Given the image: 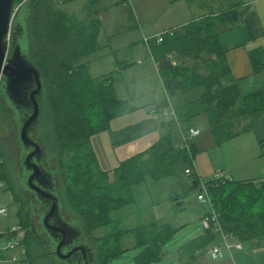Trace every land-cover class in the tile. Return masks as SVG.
Returning <instances> with one entry per match:
<instances>
[{
  "label": "trees",
  "instance_id": "16d2710c",
  "mask_svg": "<svg viewBox=\"0 0 264 264\" xmlns=\"http://www.w3.org/2000/svg\"><path fill=\"white\" fill-rule=\"evenodd\" d=\"M70 1L29 0L26 3L23 0L15 13V20L21 22L24 19L28 53L44 81L41 121L37 128L39 141L45 154L55 156L63 176L60 195L63 214L81 226L87 235L92 234L98 264H111L125 252L120 240L129 232L133 233L135 247L140 250L132 264H155L164 256L165 244L179 227L152 220L103 236L93 234L113 222V211L132 203V195L126 196L127 192L146 177L165 179L184 173L185 168L191 166L188 152L176 144L172 126L178 121L183 130L189 128L187 106L175 108L177 120L162 121L166 133L149 149L121 160L112 170L101 169L90 144L92 136L106 131L113 119L134 111L136 107L119 95L116 76L92 78L86 63L81 61L98 48L101 29V21L95 13L98 0L87 3L84 18L68 14L59 6ZM236 16V5L229 4L221 11H212L180 27L169 28L161 33L160 42L154 40L151 43L149 54L158 67L168 98L203 88L200 100L215 103L222 114L241 98L236 85L224 87L221 84V78L229 73V67L225 62L220 34L235 25ZM249 56L254 70L264 71L263 47L250 50ZM187 57L191 59V65L178 61ZM242 99L247 112L262 110L264 89ZM168 100L153 108L168 107ZM0 105L3 110L9 109L5 102H0ZM0 179L5 181L15 201L20 203L17 217L25 228L24 238L19 242L25 248L22 262L49 264L43 260L47 255L30 226L31 208H25L23 198L16 191L1 142ZM207 183L221 227L231 239L247 243L264 236V180L227 179ZM216 236L213 229L204 230L201 236L187 242L185 251L194 257L197 252L206 250ZM2 237L5 239L6 234L2 233Z\"/></svg>",
  "mask_w": 264,
  "mask_h": 264
},
{
  "label": "rangeland",
  "instance_id": "374dc122",
  "mask_svg": "<svg viewBox=\"0 0 264 264\" xmlns=\"http://www.w3.org/2000/svg\"><path fill=\"white\" fill-rule=\"evenodd\" d=\"M90 0H72L59 6L68 14H76L81 18L86 16V5ZM205 3L202 6L201 0H196L192 8L194 15L200 12L210 13L219 8H225L229 0L214 5ZM23 0L15 4L16 11L19 10ZM175 0H98L95 6L96 17L101 21V29L98 35V48L96 52L81 60L86 63L87 72L92 78H100L107 75L117 77L116 84L120 96L131 95V103L134 105H145L151 100L164 96V89L159 80L157 69L148 54L145 40L154 37L163 28L179 22V17L189 16L190 11L181 10V4L176 5ZM179 6L180 10L177 9ZM179 16V17H178ZM128 63L124 66L121 64ZM121 66V67H120ZM202 88L192 89L186 95L193 94ZM172 97L170 100H173ZM0 102H4L0 97ZM35 138L41 141L39 130L35 131ZM0 142L5 151V160L10 171L17 193L23 198L25 208L29 210L31 192L23 189L22 179H25V170L20 162V141L18 137V122L16 116L10 109L0 105ZM140 147L139 149H141ZM135 151L134 153L138 152ZM116 151V150H115ZM121 151V149H119ZM112 150L102 148L99 158L101 169L111 167ZM117 153L113 159L125 158L126 155ZM44 162L50 171L54 172L56 187L61 195L63 188V176L55 156L44 155ZM112 177V174H111ZM203 181H207L202 179ZM190 180L186 175L175 174L165 179H146L135 185L126 196L132 195L133 201L112 212L114 219L110 225L102 227L94 232L95 236H103L118 229H130L140 224L162 218L164 222L172 226H182L174 237L164 246V256L155 264H180V252L184 244L195 234L201 233L204 229L200 222V214L208 205L202 204L197 199L198 191L190 187ZM127 198V197H126ZM180 199V201L178 200ZM0 207L7 209L6 214L0 213V264H25L23 246L7 250L6 241L2 232L11 226L18 227L17 242L24 238L25 228L19 223L17 211L20 203L15 201L12 193L6 188L5 181L0 179ZM31 211V209H30ZM35 217L39 220V215ZM42 237L44 234H42ZM89 239L95 246L94 237L88 234ZM121 247L125 252L114 259L111 264H132L134 256L139 253L136 248V240L133 233H126L121 237ZM97 251V249H96ZM16 257V259H12ZM220 259V258H219ZM49 262L47 257H43ZM214 261V260H212ZM98 264V262H97Z\"/></svg>",
  "mask_w": 264,
  "mask_h": 264
},
{
  "label": "crops",
  "instance_id": "0c3cea01",
  "mask_svg": "<svg viewBox=\"0 0 264 264\" xmlns=\"http://www.w3.org/2000/svg\"><path fill=\"white\" fill-rule=\"evenodd\" d=\"M224 1L229 0H213L211 4L222 5L221 3ZM209 2V0H201L202 6ZM175 3L182 5L181 10L190 11V15L178 16L179 22L163 28L159 33L210 14L200 12V14L194 15L192 8L195 6L196 0H175ZM229 4L236 5L237 16L235 25L220 34L225 62L229 67V73L221 78V84L224 87L236 85L241 98L224 114L220 113L215 103L210 104L200 100L204 92L203 88V90L200 89L189 95H186L188 91L178 93L173 96V100H170L172 97H167L168 92L162 85L158 74L165 93L162 98L151 100L142 106L132 104L136 107L134 111L113 119L109 129L92 136L90 144L96 153L98 162L102 148L113 151L111 152V167L103 170H112L121 160L149 149L166 133V127L162 125L164 120L162 115L158 114L153 117L151 111L155 105H163L169 99L168 105L173 108L187 106L188 127H196L201 130L192 142V159L191 157L190 159L191 165L202 179L210 181L216 173H221L222 176L230 180H264V108L249 113L246 111L242 99V97L264 89V71L256 72L249 56L250 50L258 47L264 49V0H235L227 2V5ZM177 9L180 10L179 6ZM222 9L219 8L214 12ZM178 61L185 65L192 64L188 57L178 59ZM122 65L126 66L128 63ZM121 97L132 100L131 95H121ZM172 126L177 138L176 144L179 145L181 142L180 124L174 122ZM140 147L142 148L139 149ZM119 149L126 155L134 153L137 149L139 151L122 159L117 157L119 160H115L113 157L117 151L119 154H123ZM178 174L185 175L183 172ZM188 179L190 187L196 188L194 180L191 177ZM178 200L180 201V199ZM205 212L206 208L202 210L200 219ZM162 220L160 218L155 221L164 222ZM203 233L204 230L195 234L191 239L197 238ZM232 241L236 240L232 238ZM187 242L180 252V264H264V236L243 243L242 249L234 248L231 251H225L220 259L212 258L207 252L214 244L221 242L220 235L216 236V239L206 247V250L197 252L194 257H192V253L189 254L185 251ZM23 252L25 253V249Z\"/></svg>",
  "mask_w": 264,
  "mask_h": 264
},
{
  "label": "water",
  "instance_id": "95a60500",
  "mask_svg": "<svg viewBox=\"0 0 264 264\" xmlns=\"http://www.w3.org/2000/svg\"><path fill=\"white\" fill-rule=\"evenodd\" d=\"M16 1L0 0V97L18 122L20 162L25 170L21 185L33 192L46 208L39 222L56 244L54 253L70 260L66 264H94L95 252L86 238L88 235L76 222L64 216L54 172L46 166L44 147L34 136L41 121L45 87L41 73L28 53L24 19L21 22L15 20ZM31 228L36 230L33 222ZM79 238H83L82 244H78Z\"/></svg>",
  "mask_w": 264,
  "mask_h": 264
},
{
  "label": "built area",
  "instance_id": "2783aa9c",
  "mask_svg": "<svg viewBox=\"0 0 264 264\" xmlns=\"http://www.w3.org/2000/svg\"><path fill=\"white\" fill-rule=\"evenodd\" d=\"M16 10L17 9L14 6L13 14L16 13ZM161 39H162L161 33L154 37L146 39L145 42H146L148 50H149V46L154 40L157 42H160ZM173 63L175 64V61H173ZM155 67L156 69L158 68L156 64H155ZM151 113L153 117H156L158 114H161L164 119L175 118L177 120L176 110L170 105H168V107H165V108H159V109L153 108ZM200 132L201 130L196 127H189L187 130H183L181 128L180 130L181 142L178 145V147H180L181 149H185L188 152L191 159H192V142L194 138L200 134ZM184 174L188 177H191L194 181H196V188L198 191L197 199L202 204L208 205L209 207V210L205 212L201 217L200 223H201L202 228L204 230L213 229L214 231L217 232V235L221 236V242L214 244L209 250H207V252L211 255L212 258L216 259V258L223 257L225 251H231L234 248L242 249L243 248L242 242L237 241V240L232 241L230 236L223 231L221 227V223L219 221L218 213L214 209L213 202L209 194V190H208L209 185L207 181L202 180V177H200L199 173L196 172V170L194 169L192 165L185 168ZM194 176L196 178H194ZM212 180L224 182L227 180V178L222 176L221 173H216L214 177L212 178ZM6 212H7L6 207H0V213L6 214ZM17 230H18V227L12 226L5 232L6 234V238H5L6 246L5 247L7 250L12 249L19 244L17 242L18 235H12V233L14 232L18 234ZM12 259L15 260L16 257H13Z\"/></svg>",
  "mask_w": 264,
  "mask_h": 264
},
{
  "label": "flooded vegetation",
  "instance_id": "af4514ba",
  "mask_svg": "<svg viewBox=\"0 0 264 264\" xmlns=\"http://www.w3.org/2000/svg\"><path fill=\"white\" fill-rule=\"evenodd\" d=\"M31 198H30V208H31V222H33V224L35 225V217L40 215L46 210V208L37 200V198L35 197L34 193L31 192ZM31 226V223H30ZM36 230H34V234L37 237V239L40 241V243L43 246V249L47 255V258L49 259V261L51 262V264H66L67 262H70V260H67L65 258H60L59 256H57L56 253H54V249L56 247V244L53 242V240L50 238V236L48 235V233L43 229L42 224L38 221H36V225H35ZM42 234H44V236L46 237H42ZM90 243L91 246L94 249L95 255H94V264H97V260H96V248L95 246L92 244L91 240L89 239V237H86ZM83 238H79V242L78 244H82ZM67 253V252H66ZM78 252H76L77 254ZM80 254L84 255V257L87 256V254L83 253V251H80ZM88 258V257H87ZM73 263V262H71Z\"/></svg>",
  "mask_w": 264,
  "mask_h": 264
}]
</instances>
